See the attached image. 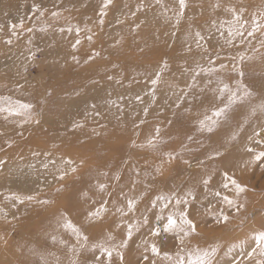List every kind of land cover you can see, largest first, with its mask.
<instances>
[{
    "label": "rangeland",
    "instance_id": "obj_1",
    "mask_svg": "<svg viewBox=\"0 0 264 264\" xmlns=\"http://www.w3.org/2000/svg\"><path fill=\"white\" fill-rule=\"evenodd\" d=\"M262 104L264 0H0V264L264 261Z\"/></svg>",
    "mask_w": 264,
    "mask_h": 264
},
{
    "label": "snow or ice",
    "instance_id": "obj_2",
    "mask_svg": "<svg viewBox=\"0 0 264 264\" xmlns=\"http://www.w3.org/2000/svg\"><path fill=\"white\" fill-rule=\"evenodd\" d=\"M109 2V0H105V6L107 5V3ZM179 3H180V8L181 10H183L184 6H185V0H179ZM232 33L229 32V35H231ZM241 35H243V33H240ZM253 33L252 32H249L248 35L251 36ZM196 36L197 38L199 39L200 38V34L199 33H196ZM78 43V41H77ZM153 83H155V81H153ZM227 90V85H224L222 88H220V91L223 92ZM233 96H235V93H232ZM18 107L19 108H23V109H30L31 108V105L30 104H18ZM260 108L262 110H264V104H262L260 106ZM5 109L4 108H0V111H4ZM225 109H216V110H213L211 116H205L204 120L200 121V124L201 126L203 127L206 123L207 124H215L216 120L221 117V115L223 114ZM7 111H9L11 114H18V112L9 107L7 109ZM258 143H260V141H258ZM248 151H252V149H248ZM262 157H264V151L258 153L255 155L254 159L255 160H260ZM225 179L227 181H230L231 184H233L235 186V189H236V193L237 195H239V193L243 192L245 189L240 185L238 184L234 179H232L231 177H228L227 174H225ZM206 183V181H205ZM103 187V186H101ZM223 187L227 188L228 187V183H225L223 185ZM217 196L220 195V193H216ZM158 199H160L161 201H163L165 198L164 197H159ZM223 201L226 202L228 205H232L234 203V201L232 199H230L228 196H224L223 197ZM181 203V200L177 199L176 200V204L179 205ZM168 204L165 203L163 205V208H168ZM134 207V204H133V201H129L128 202V208L129 210H132V208ZM99 210L97 211V214H98ZM90 215H92L90 213ZM179 215V222H177V219L175 218V214L173 213H169L166 217V222L163 223V230L165 232H169V231H176V232H180V233H183L184 236H188L189 235V232H194L195 231V225H193L192 221L190 219H188V216L186 214V212H179L178 213ZM222 218L223 220H227L228 217L227 216H224L222 215ZM157 219H160V217L158 216ZM147 222V221H145ZM68 227L72 228L73 231H76L78 232V229H76L74 226H72L70 223L67 225ZM157 231L156 229L153 230V235H156L157 234ZM128 235L130 236L131 235V232L128 233ZM255 239V242H256V245L257 247L259 248L260 250V255L261 256H264V232H260L258 234L255 235L254 237ZM102 248V251H105L108 255V257H111L112 256V251L106 249V248ZM151 251L153 253H158V248L155 246V245H152L151 246ZM213 252L215 251V249L212 250ZM256 251V248H253L252 252H255ZM252 252H250L248 255L251 256L252 255ZM167 256V254H165ZM210 253L208 251H200V250H197L195 251L194 253L193 252H190L188 254V259H187V264H211V262L207 259L209 257ZM169 259H171V257H168ZM175 264H185V259L183 256H179L178 255V258L175 260ZM257 264H264V261H258Z\"/></svg>",
    "mask_w": 264,
    "mask_h": 264
},
{
    "label": "bare ground",
    "instance_id": "obj_3",
    "mask_svg": "<svg viewBox=\"0 0 264 264\" xmlns=\"http://www.w3.org/2000/svg\"><path fill=\"white\" fill-rule=\"evenodd\" d=\"M67 209V208H66ZM78 210V209H77ZM68 213V212H66ZM102 224H100L99 222L98 223H92L90 225L86 227H84L83 229H78V232H76L78 235H81L83 237V234H87V235H90L91 238H96L99 243H101V245L105 246L106 249L108 250H112L113 248H115L116 246L118 245H122L123 243L120 242V240L117 238V233H114L115 231H106V229H100L99 227L101 226ZM101 227H104V226H101ZM84 231V232H82ZM75 233V232H74ZM145 234V233H144ZM71 235V234H70ZM74 236V235H73ZM79 236V237H81ZM79 237H76V239H78ZM149 239V238H148ZM140 243V238L139 237H136V238H133L129 241V243L127 244V248L125 250V253H123L124 256H132V259L135 257L133 256V254L131 253V249L133 248H136L138 247V244ZM150 247L148 249V254L150 255V251H151V246L153 245V240L151 239L150 242ZM146 252V251H145ZM128 262H131V259L128 258ZM137 257V256H136ZM178 257H175V258H172L171 260V263L172 264H175V260L177 259ZM135 259V258H134ZM133 259V260H134ZM229 259V258H228ZM132 260V261H133ZM236 260V259H235ZM231 261V260H230ZM245 264V263H244Z\"/></svg>",
    "mask_w": 264,
    "mask_h": 264
}]
</instances>
